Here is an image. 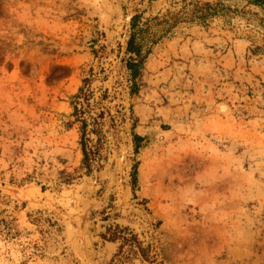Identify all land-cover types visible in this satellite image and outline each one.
I'll use <instances>...</instances> for the list:
<instances>
[{"label":"rangeland","instance_id":"1","mask_svg":"<svg viewBox=\"0 0 264 264\" xmlns=\"http://www.w3.org/2000/svg\"><path fill=\"white\" fill-rule=\"evenodd\" d=\"M0 264H264V8L0 0Z\"/></svg>","mask_w":264,"mask_h":264},{"label":"trees","instance_id":"2","mask_svg":"<svg viewBox=\"0 0 264 264\" xmlns=\"http://www.w3.org/2000/svg\"><path fill=\"white\" fill-rule=\"evenodd\" d=\"M245 1L250 6L264 8V0H245ZM205 8H207V10L212 9V7L208 4H205ZM136 18L137 17H134L132 19V27H133V22L136 20ZM126 51H127V53L132 54L135 57V59H130L126 63V67H127L128 71L130 72V77L134 81L139 75V67L141 65L142 58H141L140 50L135 44V39H134L133 35L130 36V39L127 42ZM74 113L77 115V114H80L81 111L77 110L75 108ZM98 117H100V116H98ZM81 128H82L81 139H84L86 136V121H82V127ZM92 131H94V130H92ZM94 133H97V132H94ZM139 139L140 138H138L137 136H134V141H137ZM80 143H81V151H82V163L86 169H90V166H91L90 163L92 162V160H94L93 159L94 152L87 150L86 145L82 142V140ZM102 237L104 239L106 238L105 235ZM106 239H107V241H114L116 238L111 236V237H108Z\"/></svg>","mask_w":264,"mask_h":264},{"label":"bare ground","instance_id":"3","mask_svg":"<svg viewBox=\"0 0 264 264\" xmlns=\"http://www.w3.org/2000/svg\"><path fill=\"white\" fill-rule=\"evenodd\" d=\"M220 109H221L222 112H225V108L220 107ZM226 112H227V109H226Z\"/></svg>","mask_w":264,"mask_h":264},{"label":"water","instance_id":"4","mask_svg":"<svg viewBox=\"0 0 264 264\" xmlns=\"http://www.w3.org/2000/svg\"><path fill=\"white\" fill-rule=\"evenodd\" d=\"M220 110V109H219Z\"/></svg>","mask_w":264,"mask_h":264}]
</instances>
